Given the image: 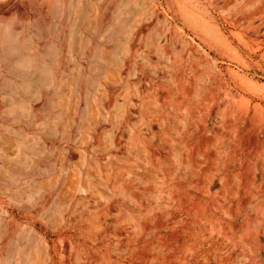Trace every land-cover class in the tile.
Segmentation results:
<instances>
[{
  "label": "rangeland",
  "instance_id": "rangeland-1",
  "mask_svg": "<svg viewBox=\"0 0 264 264\" xmlns=\"http://www.w3.org/2000/svg\"><path fill=\"white\" fill-rule=\"evenodd\" d=\"M46 1L48 25L0 22L34 38L16 42L23 62L0 54V264H189L166 220L186 199L222 206L230 231L264 219L245 176L240 191L224 173L192 187L214 132L228 159L240 127L264 132V0ZM225 244L197 264H264V239Z\"/></svg>",
  "mask_w": 264,
  "mask_h": 264
},
{
  "label": "bare ground",
  "instance_id": "bare-ground-1",
  "mask_svg": "<svg viewBox=\"0 0 264 264\" xmlns=\"http://www.w3.org/2000/svg\"><path fill=\"white\" fill-rule=\"evenodd\" d=\"M65 3L66 2L64 0H60L61 9H64ZM44 10L47 12L50 10L49 3L46 0L41 2L38 0H9L3 4H0V22H5L14 15H19L21 17L19 20H29L31 18V11L33 17L38 18V20H40L43 24H46L48 21L46 16L42 13ZM34 20L36 22V19ZM16 28L7 25V27L4 29L0 24V54L6 53L5 55L14 57L23 62V59H26V56L21 53L22 51H18L19 49H17L18 47L16 46V42L18 40L25 44L27 41L26 38L28 37L30 40L31 37H26L24 28H22L20 31L16 30ZM28 41L26 43H28ZM27 45L31 46L29 43ZM32 48L33 47L29 48L31 52ZM10 59L11 58H9V60ZM222 113L225 115V108L223 109ZM237 133L239 137H242L244 134L248 136H246L244 139L241 148H235L233 159H228L227 156H222L221 154L218 156V158L212 157L214 156L213 152L215 150L211 151V145H214L216 142L221 143V145H223V143L231 144V142L230 137H226L221 133L214 132L211 135V137L205 143V150L206 152L209 151V156H205L204 154L198 152V156L204 157L205 161L196 164L197 167L199 166L201 171L198 169L195 170L194 173L196 183L192 185V187L196 193L203 195L202 191L212 183V178H216V175L224 173L226 178L231 176L230 188H235L240 191L239 184L242 178L245 176L247 182L244 185V188L248 189L249 194L247 195V198L244 199V202L251 203L253 200H255L257 206L262 201H264V185L260 183V181L264 179V132L259 130L256 127V124L247 123L246 127H240ZM203 165L204 169L202 168ZM237 165H242L245 170L236 168ZM236 179L238 182H236ZM197 199L198 200L196 202H194L192 199L185 200L187 206L185 207L186 210L184 211L182 219H166L172 223L181 224L183 227L179 243L184 247V250H186L184 258H189V264H197L201 255L206 257L211 256L210 259L212 257H216L218 260H221L225 255H227L226 252L223 255H221V253L223 247L229 249V247L225 244V238H228V231L232 233V236H236L248 247H252L254 243L260 242L261 239H264V219H260V215L257 212L254 214V219L250 220L247 231L243 225L245 223L244 219H240V221H238V219H234L233 223L231 222L233 230L230 231L228 229L227 222H223L215 218L214 212L219 210L222 211V206H219L213 200H204L200 197ZM202 215H204L206 219H202ZM163 225L164 221L163 219H160L156 228L157 233L151 226L149 227L148 236L151 239H153L154 235L157 234L156 239L151 241L150 244H157L160 246L161 237L164 234ZM187 263V260L183 261V264ZM232 263L233 262H230L229 260H224V264Z\"/></svg>",
  "mask_w": 264,
  "mask_h": 264
}]
</instances>
